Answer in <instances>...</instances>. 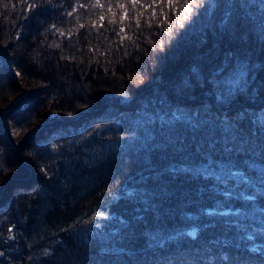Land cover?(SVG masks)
Returning <instances> with one entry per match:
<instances>
[{
  "label": "trees",
  "instance_id": "obj_1",
  "mask_svg": "<svg viewBox=\"0 0 264 264\" xmlns=\"http://www.w3.org/2000/svg\"><path fill=\"white\" fill-rule=\"evenodd\" d=\"M109 2L118 19L116 0H101ZM122 2L129 9L125 32L129 24L135 32L123 44L106 7L78 8L72 16L73 0H52L33 12H22L17 0L15 8L0 7V264H264V253L248 251L244 232L225 222L264 228V210L226 217L203 211L248 209L223 194L251 189L236 188L232 181L242 178L224 165L213 179L196 171L206 156L224 159L220 145L208 148L220 138L212 116L264 111V101L254 104L264 97V0H234L231 9L226 0L215 8L193 5L188 20L165 8L163 25L160 5L151 28L145 20L152 8L136 28L131 5ZM101 12L98 34L90 21ZM241 67L248 76L237 88L233 77ZM229 87L240 92L230 101L220 96ZM177 109L199 114V127L170 126ZM244 127L253 125L246 120ZM25 137L16 156L28 159L32 171L12 158L13 145ZM253 139L256 153H264V126ZM256 153L253 159L264 163ZM245 159L233 162L244 169ZM173 166L193 171L171 174ZM259 170L253 184L264 204ZM194 229L195 240L180 235ZM169 237L177 238L162 248ZM255 243L264 247V238Z\"/></svg>",
  "mask_w": 264,
  "mask_h": 264
},
{
  "label": "snow or ice",
  "instance_id": "obj_2",
  "mask_svg": "<svg viewBox=\"0 0 264 264\" xmlns=\"http://www.w3.org/2000/svg\"><path fill=\"white\" fill-rule=\"evenodd\" d=\"M17 2L22 3L24 5L22 12H33V10H38L42 7H45L48 4L52 3V0H17ZM205 3L209 4L210 7L215 8L217 6L216 0H214V3L210 5V0H152L151 4H146L143 2V0H128V4L131 5L133 16L131 19L134 21L136 28L140 27L141 17L144 15V10L147 8H152L153 11L150 13V15L146 18L145 23L149 28L153 26L152 24V18L156 17V7H159L160 5H163V7L160 8V15L163 17L162 20H158L157 23L159 25H163L165 23H168V15L165 14V8L174 11L178 18H182L183 20H188L190 18L189 13L191 12L192 6L195 5L197 8L202 7ZM139 5V7H138ZM15 8L16 4L13 3V0H0V7L3 8L4 11H7L9 7ZM116 6L119 7L122 11L119 16V18H116V12L113 10V5L111 2L107 4V6L104 3H101V0H94V2H91L90 4L86 5L84 3H81L80 0H73V11H69L67 15L72 16L74 14V11L78 8H87L91 7L93 9L95 8H105L107 12L112 14V19L109 20L110 24H119L120 27L117 31L116 28H113L112 31L116 33V36L119 37L120 44H123L124 40H132L133 36H135V32L132 29V25H128L129 32H125V27L123 26V22L126 19H129L128 17V7L122 0H116ZM236 6L234 0H226V7L228 9L234 8ZM226 18H230L229 13H225ZM105 19L104 13L101 12L98 15V22L97 20L90 21V25L93 29L97 31L99 34V28L103 27V21ZM53 28L56 26L53 25ZM85 24H79V28H84ZM181 27H183V24H181ZM57 32L61 36H64L65 33L61 31L60 29H57ZM170 34V33H169ZM72 31L69 30L67 33V36L69 39H71ZM105 39H107L105 37ZM115 42V41H114ZM56 47H59V45H55ZM95 51V49H93ZM105 53H101V55H104ZM127 54V53H125ZM248 76V72L245 68H239L235 71V75L233 77V85L237 88L240 86H243L246 82ZM233 86V87H234ZM233 87H229L227 90V93L220 92L221 98L224 96L229 97V101L231 97L234 94H239V91L233 92ZM221 104L223 103V99H221ZM261 113H264V111H261ZM248 113V112H238L234 116H228V115H221V116H212L211 120L216 125L215 131H218L220 133L219 139H214L211 141V143L208 144V148L211 151H217V145H220L218 151L223 154L224 159L217 161L215 159L210 158V156L205 157V164L202 165L200 168L196 169V171H200L202 173H206L203 176L205 178L213 179V176L221 168V165H224L228 168V172L231 173L232 177H241L243 183H236L235 181H232L234 183L236 188H240L242 185L246 186L248 189H251L250 193L245 192H227L223 194L226 199H238L242 201L244 204L248 205V209H232L230 211H226L221 207H217L215 209H204V215L208 217H226L230 216L233 213H238L244 216H249L248 212H251V215H255L257 211L264 210V204H259L258 201L262 200L259 191L257 190V187L253 184V181H255L260 175L261 172L259 168H264V163H258L257 160L253 159V154L256 153V150L253 148V144L255 143L253 137L256 135V132H258L259 128L261 126H264V116L261 115ZM248 121L251 125H253V128L246 132L244 127V122ZM161 121H164V118L161 117ZM170 126L177 125V124H183L188 123L191 128L199 127V114H196L195 116H185L180 109H177L175 112L171 113L170 119L166 121ZM56 145H53V148H55ZM258 155L264 154V153H256ZM244 156L246 157L245 160L241 161L244 165V169H240L237 167V165L233 162L234 157ZM259 165V168L257 167ZM4 169L0 168V175H3ZM171 174H177V173H189L193 171V169L188 167H175L173 166L170 168ZM251 172L252 175H249L248 173ZM227 183V182H226ZM130 196H133V193H129ZM96 216L108 218L107 214L105 212H98L96 213ZM94 223V218L92 221ZM230 226L237 227L240 231L244 232V236L242 237L243 240H246L248 242V251L251 253H264V247H260V245H257L255 243L257 238H264V228L251 226L252 231H248L249 226H241V223L239 221H232L227 220L225 221ZM97 227H100V225H96ZM15 226L13 225L8 229L9 232L13 231V228ZM64 231H68V229H64ZM198 230L194 229L189 232L181 233L180 235H184L187 237L192 238L195 240L197 238ZM2 235V234H0ZM14 239V237H11ZM177 237H169L168 239H163L164 243L162 244V248L165 247V245L168 243V240L170 239H176ZM264 245V244H261ZM45 254H48V250H45ZM5 253L3 251H0V257H4ZM32 257H29L31 259ZM221 259L228 261L229 258L226 255H222ZM209 260H213L212 258H209Z\"/></svg>",
  "mask_w": 264,
  "mask_h": 264
},
{
  "label": "water",
  "instance_id": "obj_3",
  "mask_svg": "<svg viewBox=\"0 0 264 264\" xmlns=\"http://www.w3.org/2000/svg\"><path fill=\"white\" fill-rule=\"evenodd\" d=\"M157 80L159 81V79H155V80H152L151 83H152V82H155V81H157ZM209 94H210V95H213L212 92H210V91H209ZM139 95H140V94H139ZM139 95L134 96V97H133V100H135ZM262 101H264V97H263L261 100H259V101H255L254 104H259V103H261ZM131 102H132V101H131ZM122 103H126V102H122ZM236 104H237V103H236ZM17 148H19V145L17 146ZM13 160H14V162H19V163H21V164H23V165H27V166L30 168V170L32 171V167H31L30 165L24 163L23 161H19V160H17L15 157H13Z\"/></svg>",
  "mask_w": 264,
  "mask_h": 264
},
{
  "label": "bare ground",
  "instance_id": "obj_4",
  "mask_svg": "<svg viewBox=\"0 0 264 264\" xmlns=\"http://www.w3.org/2000/svg\"><path fill=\"white\" fill-rule=\"evenodd\" d=\"M155 79H159V81H161L160 76H158V77L155 78ZM155 79H154V80H155ZM157 81H158V80H157ZM212 93H213V92H212ZM106 98H107V97H105V96L103 97V99H106ZM25 139H26V137H25L24 139H22V140L20 141V143H22ZM17 146H18V145H13L14 150H13V152H12V158L16 156V152H17V150H18Z\"/></svg>",
  "mask_w": 264,
  "mask_h": 264
},
{
  "label": "rangeland",
  "instance_id": "obj_5",
  "mask_svg": "<svg viewBox=\"0 0 264 264\" xmlns=\"http://www.w3.org/2000/svg\"><path fill=\"white\" fill-rule=\"evenodd\" d=\"M16 79H17V78H16ZM209 91L212 92L211 89L208 88V92H207V93H209ZM212 94H213V93H212ZM104 100H105V99H104ZM124 101H126V100H124ZM16 141H18V139H16ZM23 142H24V141H23ZM23 142L20 143V142L18 141L17 145H19V148L22 146ZM19 148H18V149H19ZM15 158L18 159L17 156H15ZM24 163L28 164V163H29V162H28V159H27V161L24 162ZM28 165H30V164H28ZM30 166H31V165H30ZM31 167H32V166H31ZM10 178H11V176H9L8 179H10Z\"/></svg>",
  "mask_w": 264,
  "mask_h": 264
}]
</instances>
